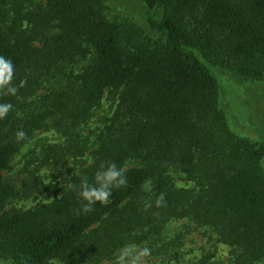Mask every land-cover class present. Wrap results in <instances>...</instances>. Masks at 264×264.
Segmentation results:
<instances>
[{
  "label": "trees",
  "instance_id": "trees-1",
  "mask_svg": "<svg viewBox=\"0 0 264 264\" xmlns=\"http://www.w3.org/2000/svg\"><path fill=\"white\" fill-rule=\"evenodd\" d=\"M104 1L0 0V56L12 62L18 88L15 96L0 95V103L13 105L0 120V252L11 264H100L125 244L154 248L171 220L193 218L233 249V264H264V129L251 142L227 128L217 109L210 34L227 35L228 57L241 75L264 80V0H138L152 33L145 41L126 36ZM197 11L205 38L186 19ZM80 60L88 64L76 70ZM106 93L117 109L91 149L83 129ZM50 128L65 143L48 146L44 166L86 156L90 163L50 203L5 212L32 190L16 188L4 173L38 131ZM17 130L25 141L17 143ZM198 160L209 164L203 172ZM110 162L126 169L127 186L84 213L81 181L93 184ZM173 167L190 178L202 173L200 192L176 189ZM210 258L190 264H220Z\"/></svg>",
  "mask_w": 264,
  "mask_h": 264
},
{
  "label": "rangeland",
  "instance_id": "rangeland-1",
  "mask_svg": "<svg viewBox=\"0 0 264 264\" xmlns=\"http://www.w3.org/2000/svg\"><path fill=\"white\" fill-rule=\"evenodd\" d=\"M104 6L113 18L124 24L126 36L139 41L152 37L147 18L148 10L138 0H105ZM203 16L201 11L187 16L191 29L199 30L200 34L208 35L199 24ZM129 24L131 27H129ZM212 56L217 61L216 77L219 81L217 109L226 119L227 128L236 138L256 142L260 140L264 129V80H254L244 77L236 70V63L228 57L226 34L212 31ZM205 40V39H204ZM88 64V60H80L74 64L79 70ZM115 96L106 93L101 106L95 112L87 126L83 129L85 136H90L91 149L93 144L115 116L117 109ZM65 139L55 129L38 131L33 139L15 157L11 170L4 173L5 180L22 191L31 188L29 196L13 199L5 212L28 210L50 203L59 197V189L69 186L80 169L90 163L88 156L84 158H69L64 166H44L45 151L50 145L64 144ZM89 152L87 153V155ZM200 155H198V158ZM203 160H198L199 168L203 172L208 168ZM133 163L129 164L132 166ZM169 176L176 189L200 192L205 184L202 173L192 177L181 172L178 168H171ZM218 234L208 226L196 223L193 218L171 220L160 236V240L151 248L152 254L142 264H190L200 262L210 256L209 262L233 264V249L218 240ZM147 246V243L139 245ZM156 246V247H155ZM164 246V248H161ZM118 253V252H117ZM116 253V254H117ZM115 254V255H116ZM115 257V256H114ZM114 257L100 264H112ZM0 264H11L4 251L0 252Z\"/></svg>",
  "mask_w": 264,
  "mask_h": 264
},
{
  "label": "clouds",
  "instance_id": "clouds-1",
  "mask_svg": "<svg viewBox=\"0 0 264 264\" xmlns=\"http://www.w3.org/2000/svg\"><path fill=\"white\" fill-rule=\"evenodd\" d=\"M14 76V66L12 62L4 57L0 56V95L15 96L18 92V88L12 84ZM21 82V87L24 86ZM13 105L11 103H0V120H3L12 111ZM15 138L17 143H21L26 139V133L23 130H17L15 132ZM126 169L124 167H118L116 163H102L100 168L96 171L94 177V183L89 184L87 180H82L79 186V196L85 202L82 208L84 213H88L93 210V206L108 205L111 200L114 189L127 186V177L125 175ZM144 190L146 192L151 191V181L145 183ZM164 197L161 195L156 200L157 207L163 204ZM151 203L145 204V210L150 208ZM152 250L147 246H139L133 243L125 244L118 250L115 255L112 264H142V262L150 257ZM50 264H63V261L53 259Z\"/></svg>",
  "mask_w": 264,
  "mask_h": 264
}]
</instances>
